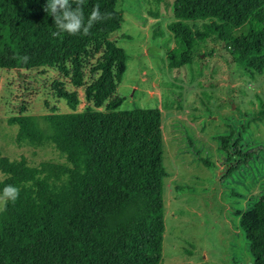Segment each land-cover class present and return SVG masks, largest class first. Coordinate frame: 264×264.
<instances>
[{
	"label": "trees",
	"instance_id": "16d2710c",
	"mask_svg": "<svg viewBox=\"0 0 264 264\" xmlns=\"http://www.w3.org/2000/svg\"><path fill=\"white\" fill-rule=\"evenodd\" d=\"M120 1L83 0L85 23L95 9L101 18L70 35L57 34L47 0H0V69H57L63 80L53 89L72 111L55 110L49 134L33 117L10 120L19 146L49 143L65 163L0 159V189H20L0 217V264H163V114L121 111L124 99L115 97L128 61L112 41L124 22ZM174 16L171 69L192 64L212 38L248 75L264 74V0H175ZM82 88L88 106L77 112ZM222 149L231 157L228 141ZM240 226L253 264H264V195Z\"/></svg>",
	"mask_w": 264,
	"mask_h": 264
},
{
	"label": "rangeland",
	"instance_id": "374dc122",
	"mask_svg": "<svg viewBox=\"0 0 264 264\" xmlns=\"http://www.w3.org/2000/svg\"><path fill=\"white\" fill-rule=\"evenodd\" d=\"M174 2L121 0L124 22L112 36L128 56L115 94L124 99L120 110L159 108L163 114L169 174L163 264H253L240 220L264 195V74L248 75L231 61L227 46L212 38L202 43L192 64L171 69ZM203 23L189 25L200 28ZM59 79L55 68L0 69V159H26L31 166L65 163L49 143L19 146V128L10 124L19 116L33 117L49 134L55 110L72 112L53 89ZM76 91L81 112L88 104L84 88ZM225 141L231 157L222 149ZM4 209L0 205V217Z\"/></svg>",
	"mask_w": 264,
	"mask_h": 264
},
{
	"label": "clouds",
	"instance_id": "9594fccd",
	"mask_svg": "<svg viewBox=\"0 0 264 264\" xmlns=\"http://www.w3.org/2000/svg\"><path fill=\"white\" fill-rule=\"evenodd\" d=\"M75 5V8L72 5ZM45 11L54 18V27L59 33L70 35L87 33L93 22L101 18L98 9L93 10L87 23L83 14V0H47ZM20 194V189L13 184H8L0 189V205L6 206L15 202Z\"/></svg>",
	"mask_w": 264,
	"mask_h": 264
}]
</instances>
